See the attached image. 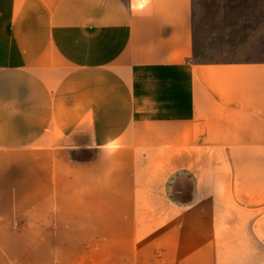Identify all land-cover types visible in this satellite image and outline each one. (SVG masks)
<instances>
[{"label": "crops", "instance_id": "obj_1", "mask_svg": "<svg viewBox=\"0 0 264 264\" xmlns=\"http://www.w3.org/2000/svg\"><path fill=\"white\" fill-rule=\"evenodd\" d=\"M0 264H264V0H0Z\"/></svg>", "mask_w": 264, "mask_h": 264}, {"label": "rangeland", "instance_id": "obj_2", "mask_svg": "<svg viewBox=\"0 0 264 264\" xmlns=\"http://www.w3.org/2000/svg\"><path fill=\"white\" fill-rule=\"evenodd\" d=\"M202 18H195V60L202 61H219L232 60L236 57L240 46L245 38L242 34H232L217 37L216 30L204 27Z\"/></svg>", "mask_w": 264, "mask_h": 264}]
</instances>
